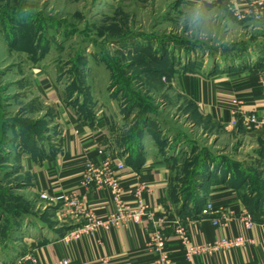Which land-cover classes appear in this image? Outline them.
<instances>
[{"label": "rangeland", "instance_id": "374dc122", "mask_svg": "<svg viewBox=\"0 0 264 264\" xmlns=\"http://www.w3.org/2000/svg\"><path fill=\"white\" fill-rule=\"evenodd\" d=\"M261 21L238 22L225 5L195 0H0V248L10 263L75 228L31 194L20 166L22 155L42 162L61 151L57 112L35 86L38 71L80 119L93 122L100 110L117 137L132 139L147 122L141 142L175 154L169 198L180 207L216 185L205 184L211 164L252 173L251 181L261 174L257 130L227 131L170 81L264 63Z\"/></svg>", "mask_w": 264, "mask_h": 264}, {"label": "crops", "instance_id": "0c3cea01", "mask_svg": "<svg viewBox=\"0 0 264 264\" xmlns=\"http://www.w3.org/2000/svg\"><path fill=\"white\" fill-rule=\"evenodd\" d=\"M198 2L207 6L225 5L222 0ZM261 22L259 27H264V19ZM170 81L173 90L187 96L204 118L219 123L227 131L231 130L230 123L238 119L233 115L236 108L232 103L234 100L240 101L248 114H261L264 111V63L261 62L251 68L235 65L226 71L214 70L208 76L201 72L184 73L173 76ZM35 86L57 112L62 138L61 151L53 160L35 162L26 155L21 156L20 166L27 173L31 194L39 199V194L43 192L50 197L76 193L85 198L95 218H105L114 211V205L106 202V193H97L82 184L85 163L91 161L99 164L101 159L95 149L98 144L105 143L112 149L115 159L125 165L121 174L124 187L144 184L146 191L140 199L150 206L153 214L150 222H127L109 231L98 229L86 232L87 221H72L71 227L75 228L44 243L32 245L36 264H59L63 260H68L69 264H104L101 262L103 258L107 260L106 264H152L153 257L147 244L155 228L164 232L171 264H264V216L260 218L261 222L253 221V226L247 231L240 218L246 212L253 220L244 202H259V199L256 200L257 193L249 191L248 182L232 188L228 186V175L226 183H212L205 193L206 203L221 208L229 216L227 228L213 226L206 217L181 219L168 200L172 161L154 148H147L146 142H141L143 137L137 146L126 137H117V133L104 123L106 117L100 110L93 122L80 119L73 108L63 102L57 86L49 82L44 72L36 73ZM237 130L244 131V128L240 126ZM251 136L264 139V128L253 131ZM137 155L142 156V161L131 165L128 160H133ZM170 157L174 160L175 154ZM257 169L262 173L260 184H264V163L259 164ZM123 194V198L131 202L133 197L128 194V189ZM54 212L60 215V212ZM211 218L219 220L221 215ZM238 236H243L249 242L244 247L222 250L213 255L188 254L189 249L197 245ZM0 254L4 257H0V263L12 264L1 248Z\"/></svg>", "mask_w": 264, "mask_h": 264}, {"label": "built area", "instance_id": "2783aa9c", "mask_svg": "<svg viewBox=\"0 0 264 264\" xmlns=\"http://www.w3.org/2000/svg\"><path fill=\"white\" fill-rule=\"evenodd\" d=\"M197 1L212 3L217 0ZM222 1L232 17L238 22L264 19V0ZM232 103L236 106L233 115L235 117L237 116L239 121L238 119L233 120L230 123L231 128L236 127L239 122L247 132L264 128V111L261 114L256 112L248 114L244 111L240 101L234 100ZM95 151L101 161L99 164L91 161L85 163L82 184L83 187L87 189L92 188L97 193H106V202L114 205V211L112 213L102 219L95 218L85 198L76 193H70L68 195L60 194L50 197L46 192H43L39 194L41 202L48 204L57 212H60L61 217L70 218L73 223L79 220L87 221V225L84 228L86 232L98 229L109 231L127 222L135 224H142L144 221L150 222L153 216L151 208L140 199L142 193L146 191L144 184L138 183L133 187H124L121 180V174L125 170L124 163L115 159L112 149L105 143L98 144ZM126 189H128V194H131L133 197L131 202H127L123 198V192ZM214 215H221V218L219 220H213L211 217ZM201 217H206L213 226L222 228H227L230 222L229 216L221 208H216L211 203L205 204L201 212ZM240 218L244 230L247 231L253 226V220L246 212ZM248 242V239L243 236L224 238L213 243L192 247L189 249L188 254L189 256L200 253L213 255L222 250L229 251L244 247ZM165 246L166 238L163 230L155 228L149 236L147 244L148 251L153 257L152 264H171V259ZM101 262L106 264L107 260L103 258ZM12 264H36V259L33 254H27L15 259ZM59 264H69V261L63 260Z\"/></svg>", "mask_w": 264, "mask_h": 264}, {"label": "trees", "instance_id": "16d2710c", "mask_svg": "<svg viewBox=\"0 0 264 264\" xmlns=\"http://www.w3.org/2000/svg\"><path fill=\"white\" fill-rule=\"evenodd\" d=\"M185 73V72H184ZM70 106V105H69ZM129 113V112H128ZM128 113H126V115H124V117L127 119L129 116H128ZM142 127L139 129V132L136 134V136L134 138H128L129 140H131L132 144H135L136 146L138 145L137 142L142 138L143 134L147 131V129L149 130L150 127L148 126L147 122L145 123H142ZM240 122L238 123V127H240ZM162 154H164L165 156V153L163 152ZM167 160H170V161H173V159L171 157H166ZM48 160H53V158L51 159H48ZM131 165H135L136 163H140L142 161V156H139L137 155L136 157L133 158V160L131 159L128 160ZM211 175H210V179L208 180H205V184H210L212 182H217L216 184H219V183H226L227 182V179L226 177L228 175H230V184H228V186L230 187H236V186H239L241 185L242 183H244L245 181L249 183V187H250V190L249 191H255L257 193V199H259V202H248V201H245L244 204H245V207L247 208L248 212L251 214L252 218H253V221L254 222H261L260 218L262 216H264V184H260V176L262 175L261 174H257V171L255 172L256 173V179H254L255 181H251L253 180V174L251 175L250 173H245V171L243 172H237L235 173L233 171V169H228L226 168V166L224 164H211ZM216 168L215 170H213V168ZM218 170V171H216ZM258 170V169H257ZM235 171H236V168H235ZM216 172L217 174H220L222 173L221 177L219 176L218 177V181H215L217 178L216 177ZM219 172V173H218ZM261 172V171H260ZM218 176V175H217ZM211 186V184L209 185ZM209 186L207 189H205V193L206 191H208L209 189ZM170 189H169V193H168V200L169 202L170 201ZM190 199L184 201L182 203V205L179 207L178 206V203L175 202V209H176V212H177V215L181 218V219H185V215L184 213L186 211H189V205L188 204H191L193 205V211H189L192 212L188 218L191 219V220H197L201 217V212H202V209L203 207L205 206V203H206V200H205V197L204 196H199L198 198H194L191 202H189ZM178 206V207H176Z\"/></svg>", "mask_w": 264, "mask_h": 264}]
</instances>
